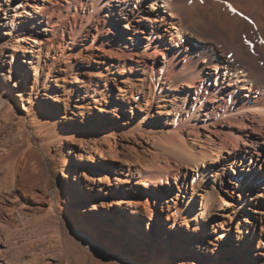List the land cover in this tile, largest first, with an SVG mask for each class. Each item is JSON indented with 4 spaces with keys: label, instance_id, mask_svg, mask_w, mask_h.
<instances>
[{
    "label": "bare ground",
    "instance_id": "obj_1",
    "mask_svg": "<svg viewBox=\"0 0 264 264\" xmlns=\"http://www.w3.org/2000/svg\"><path fill=\"white\" fill-rule=\"evenodd\" d=\"M221 7L264 22V0H0V264H264V80L193 39Z\"/></svg>",
    "mask_w": 264,
    "mask_h": 264
},
{
    "label": "rangeland",
    "instance_id": "obj_2",
    "mask_svg": "<svg viewBox=\"0 0 264 264\" xmlns=\"http://www.w3.org/2000/svg\"><path fill=\"white\" fill-rule=\"evenodd\" d=\"M31 1L33 3H37L42 0ZM219 10L220 12H218V14L214 10L210 11L211 13H213V15L205 17L203 20H201L200 23H198L197 27H199L201 30L198 32L197 36L193 37V39L196 42L203 44L205 51H207L211 55H217L220 57L222 56V54H225L226 56H231L235 59L238 58L240 61L247 63L251 67V69L264 80V22L260 20V18H257L258 16H256L255 13H251L247 16L242 13L233 11V9L229 7H221ZM120 33L121 32H119L118 34ZM127 34H129V32H127ZM105 36L108 37L107 40L109 43L107 44H114L115 34L112 31H104L101 34V38H105ZM135 57H138V55L136 54ZM94 58L99 59V56L95 55ZM107 59L109 60V64L110 62L118 63L119 60H124L122 56L118 57L114 53H108ZM112 65L113 64H110V66ZM31 71L34 72V69H31ZM3 73L6 74L7 72L3 71ZM4 84H6V81L3 75L0 73V86ZM19 108L22 109V105H19ZM106 112V117L115 121H118L120 117L125 118L132 113L138 120L140 118V115L142 114V111H140V109H135L134 112H132L129 108H109V110L107 109ZM111 124L117 125V123L114 122H111ZM201 192L202 188L196 191L191 204H195L199 200V193ZM159 193L162 197H166V194L162 190H159ZM167 198L175 201L176 194L174 195L173 193H169ZM183 199L184 198L181 197V204H183ZM162 200L164 201L165 199ZM247 215L249 214L247 213ZM251 220L253 221V224H256V226L260 224V220H258L254 216L251 218ZM236 223L237 222L235 221L234 224ZM157 225L165 231L168 230V227H166V215L159 213L156 216L155 227ZM178 227H180V223H176L174 225V229H172L171 232L173 234L176 233V228ZM254 229L255 226L253 225L250 230L251 235L254 233ZM257 231V234H259L260 228H257ZM238 241L239 240H237L236 238H233L231 244L229 239H226V244L229 246L239 247L237 245ZM248 244L254 245L256 248V243L250 241L249 237ZM229 246H227V248ZM223 257L224 256H222L221 258ZM220 262L222 264H228V262L224 260H221ZM174 264L180 263L174 262Z\"/></svg>",
    "mask_w": 264,
    "mask_h": 264
}]
</instances>
